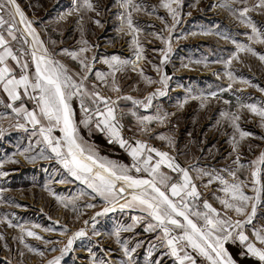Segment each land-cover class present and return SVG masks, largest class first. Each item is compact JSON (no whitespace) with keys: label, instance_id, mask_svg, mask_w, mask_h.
<instances>
[{"label":"rangeland","instance_id":"rangeland-1","mask_svg":"<svg viewBox=\"0 0 264 264\" xmlns=\"http://www.w3.org/2000/svg\"><path fill=\"white\" fill-rule=\"evenodd\" d=\"M16 2L27 21H31L36 35L48 53L64 64L71 73L79 72V64L69 56L61 55V50L79 51L81 45L78 41L83 38L89 42L90 49L83 55L89 60L95 55L96 60L86 85L91 89L92 84L95 83L97 91L116 101L117 121L122 125L123 137L130 142L142 140L159 151L167 152L181 167L189 169L193 177L196 176L193 168L219 170L235 167L232 161L236 154L232 153L229 143L234 129L228 120L221 117L220 113L223 111L237 113L240 116L237 122L240 128L251 133V136L240 143L239 153L242 163L247 164L264 150V139L261 138L264 137V128L260 126L259 117L246 108H240V103L264 104V92L258 90L264 89V62L251 53L239 52L238 59L233 60L230 66L237 80L230 81L224 75L225 67L220 60L227 59L236 52V46L232 41L248 44L247 35L251 33L238 18L230 15L223 8L212 7L213 4L218 3V0H182L183 15L172 33V51L163 65L162 73L159 74L154 70L153 65H160L162 50L166 46L151 33H160L167 38L169 33L161 31L164 29V23L157 17H164L169 27L172 25V20L166 10L158 6L159 0H136L144 6L147 13H151L147 14L145 11L133 13L137 26L142 30L138 38L144 49L145 58L139 61L136 71H133L132 65H129L116 73L115 80L116 86L120 88L119 92L112 90V76H107L106 83L103 84L95 78L96 71L104 73L110 71L102 62V57L117 55L121 59L132 61L136 59L131 36L117 31L120 23L118 17L122 9L117 6L116 0H92L100 15H96V12L80 11L65 15L63 19L60 18L61 15L71 10L74 0H16ZM256 2L258 0H247V6L251 7ZM234 6L240 8L244 5ZM153 7L155 12H152ZM2 15L6 20L9 19L6 13ZM248 15L258 27H264V15L259 14V10L252 11ZM95 20H99L101 26H97L93 22ZM16 27L20 36L19 43L27 52L31 63V52L37 45L33 44L31 36L24 33L18 17ZM207 30H211L212 34H201L202 31ZM217 33H222L229 39H223ZM251 47L259 55H264V45L251 44ZM139 69H143L144 74L154 81H159L162 74L170 78L165 89L166 95L155 98L152 107L148 109L141 105H133L131 100L124 99L130 96L135 100L143 101L150 93L162 87L158 82L147 84L140 76ZM241 77L256 87L241 83L239 79ZM229 83L232 84V88L221 91L227 89ZM213 92L217 93L215 98L210 95ZM201 97L208 98L202 100ZM29 101V103L25 101L27 103L24 106L28 110H33L35 105L31 100ZM7 104L5 97L0 93V129H3L0 135V165H2L0 171L7 173L6 176H0V236L3 237L0 239V264H46L48 260L60 255L59 248L67 242L68 236L80 229H84L87 236L74 242V250L63 258L61 264H99L100 261H106L107 264H127L128 257L123 253L125 246L129 249L134 264H176L175 258L170 255L169 249L161 239L162 233L159 230L144 231L150 218L139 209L121 210L116 207L115 211L96 216V213L102 212L110 205L102 198L94 197V194L79 181L67 177L54 159L39 158L37 155L39 147H36L35 138L31 136V126H26L28 131L17 128L15 126L17 119L20 123L24 121L15 117L11 109L6 107ZM14 106L18 105L14 104ZM72 107L75 120L79 124L82 118L80 101L74 98ZM158 109L161 113H167V118L163 123L158 121L149 123L147 131L141 132L137 117L155 116ZM133 112L136 113L135 116L132 115ZM80 132L100 156L131 166V158L125 149H122L118 143H109L104 132L93 126L89 134L83 125H80ZM53 135L59 136L60 133L54 130ZM160 136L165 139H159ZM236 136L239 139L238 133ZM169 139L171 144L168 142ZM29 143H32L33 151L27 155H37L35 161H29L19 154L28 147ZM152 155L153 162L159 159L154 153ZM10 157L18 163L10 162ZM161 171L171 175L174 182L179 179V176L167 167H162ZM133 175H136L134 171ZM64 177H67L68 182L57 183ZM248 177L247 171L240 173L241 179ZM207 179L205 177L203 180H195L201 194V207L203 200L207 199L213 207L220 208L213 199V193L216 192L218 185L214 183L205 188ZM45 185L55 195L46 191ZM82 191L87 194L81 195ZM245 191L252 195L250 189ZM56 196L63 198L67 207L59 203ZM88 204H93L95 207H87ZM93 217H96L95 221ZM133 217L140 219L133 221ZM5 221L24 225L26 229L36 232L45 240L61 241V243L55 245L57 251L53 252L51 251L53 245L46 246L42 240L24 235L26 244L44 252V256L41 257L30 252L20 243L22 233L19 227H8ZM34 224L40 227L33 228ZM255 224L257 227L264 224V207L258 209ZM49 228L52 231L43 230ZM65 228L68 230L67 234L61 236L60 232ZM117 228H130L129 231L120 232L119 243L112 235ZM94 231L99 235H94ZM179 231L176 230L174 234H178ZM246 234L251 238V229H248ZM225 247L236 264H257L253 258L241 255L243 248L238 240L235 243L226 242ZM132 249L135 251L132 252ZM188 251L197 260V264H207L204 258L191 249Z\"/></svg>","mask_w":264,"mask_h":264},{"label":"snow or ice","instance_id":"snow-or-ice-1","mask_svg":"<svg viewBox=\"0 0 264 264\" xmlns=\"http://www.w3.org/2000/svg\"><path fill=\"white\" fill-rule=\"evenodd\" d=\"M116 2L117 6L122 9L118 17L120 23L117 31L131 36V45L134 46L136 59L135 61L121 59L117 55L102 57V62L108 66L110 71L108 73L96 71L95 78L103 84L106 83L107 76H112V90L119 92L120 88L116 86L115 80L116 73L124 70L129 65H132L133 71H136L139 61L145 58L143 56L144 49L138 38L142 30L137 26L133 13L141 11L147 13V10L136 0H116ZM237 4H243L244 6L237 8L234 6ZM158 6L166 10L168 17L172 20V25L169 27L164 17H157L164 23V29L161 31H168L169 33L167 38L160 33H151L166 46L162 50L160 65H153L154 70L159 74L162 73L163 65L167 62L169 53L172 51V33L182 18L183 3L182 0H159ZM212 7L223 8L230 15L238 18L246 28L250 29L251 34L247 35L249 43L241 44L233 40L236 52L232 53L227 59L220 60L225 67L224 75L230 81L235 82L237 77L230 70V66L233 60L238 59L239 52L251 53L253 56H258L261 62H264V55H259L251 47V44L264 45V27H258L248 15L250 12L257 10H259V14L264 15V0H258L251 7L247 6V0H218V3L213 4ZM80 11L96 12V15H100L92 0H74L71 10L66 14H62L60 18L63 19L65 15ZM152 12H155V7H153ZM0 13H6L9 17L5 20L4 15L0 14V29H6L7 37H10L13 41L19 38L16 35L18 31L16 18L18 17L19 23L23 25L24 33L31 36L33 44L37 45L31 52L33 72L28 62L21 63L20 57L14 54L9 46L8 38L0 34V87L7 94L8 99L13 102L8 103L6 107L11 109L15 117L22 118L24 121V123H20L17 119L15 125L17 128L28 131L26 126H31V136L35 138L36 147H39V153L37 154L39 158L54 159L67 174V177L79 181L80 184L94 194V197L98 196L110 205V207L104 208L102 212L96 213V216L115 211L116 207L121 210L125 208L139 209L140 212L150 218L144 231L159 230L162 233L161 239L169 249L170 255L175 258L176 264H197V260L189 253L188 249L204 258L207 264H236L225 244L228 241L235 243L237 240L243 248L242 256L246 255L253 258L257 264H264V224L260 227L255 224L258 209L264 207V150L247 164L242 163L241 154L239 153L240 143L251 136V133L240 128L237 123L240 116L237 113L223 111L220 113L221 117L228 120L230 126L234 129V134L229 143L232 153L236 154L232 161L235 167L230 166L219 170L193 168L196 172V176L193 177L189 169L181 167L175 158L170 157L167 152L159 151L142 140H136L132 143L129 139L123 137L122 125L117 121L116 101H112L109 97H105L97 91L95 83L92 84L91 89L86 85L89 74L93 72V63L96 60L95 55L91 57V60L83 55L90 49L89 42L86 39L82 38L78 41L81 45L79 51L62 49L60 52L61 55H67L78 62L79 72L71 73L64 64L48 53V50L36 35L31 21H27L16 0H0ZM93 22L97 26H101L99 20ZM201 34L211 35L212 32L207 30L202 31ZM217 34L221 35L223 39H229L228 36L222 33ZM81 36H83L82 29ZM25 43H27V37H25ZM9 60L15 61L20 68L18 76L14 69L9 66ZM139 74L147 84L158 82L162 87L150 93L143 101L135 100L130 96L124 97V99L131 100L133 105H141L148 109L152 107L155 98L166 95L165 89H167L170 78L166 74H162L159 81H154L144 74L143 69H139ZM239 79L241 83L256 87V85L251 84L250 81L242 77ZM231 88L232 84L229 83L228 88L221 89V91L230 90ZM21 89L23 90L22 93ZM258 90L264 92V89ZM22 95L28 97L34 103L33 110H28L23 103L19 107L14 106V102L22 99ZM210 95L215 98L217 93L213 92ZM74 98L80 101L82 118L79 124L75 120L72 107ZM207 98L201 97L202 100H207ZM225 103H228V101H225ZM240 108H246L250 113L259 117L260 126L264 128V104L240 103ZM132 115L135 116L136 113L133 112ZM166 118L167 113H161L159 109L155 116L137 117L139 129L141 132L147 131L149 123L153 121L163 123ZM80 125H83L89 134H91L94 126L107 135L109 143H118L131 158V166L100 156L95 147L90 145L81 135ZM54 130H58L60 135L54 136ZM2 133L3 129H0V135ZM236 133H238L239 139H237ZM158 138L165 139L163 136ZM261 138L264 139V137ZM168 142L171 144L170 139ZM32 151L33 145L29 143L28 147L19 154L25 156V159L29 161H35L37 155H27ZM249 151H251V146H249ZM153 153L159 158L155 162H153ZM9 161L18 163L11 157ZM162 167H167L171 172L176 173L179 179L174 182L171 175L161 171ZM133 171L136 175H133ZM242 171H247L249 177L241 179L240 173ZM6 175V172L0 171V176ZM67 177L59 179L57 183L68 182ZM205 177L208 178L207 183L204 184L205 188L214 183L218 185L216 192L213 193V199L220 205V208L213 207L207 199L203 200L201 207V194L195 180H203ZM245 189H250L252 195L247 194ZM45 190L55 195L48 189L47 185H45ZM85 194L87 193L81 192V195ZM55 198L67 207L63 198L60 196ZM87 207L91 208L95 205L88 204ZM95 218H92L93 221H95ZM139 219L133 217V221ZM5 222L8 227H19L22 233L20 243L24 244V247L28 248L30 252H34L41 257L44 256V252L26 244L24 235L42 240L46 246L53 245L51 248L53 252L57 251L55 245L61 243V241L45 240L36 232L26 229L24 225H16L11 221ZM32 227L38 228L40 225L34 224ZM248 229H251V238L246 234ZM43 230L52 231L50 228ZM129 230L130 228H117L112 235L117 238L119 243L120 232ZM176 230H180L178 234H174ZM67 231L66 228L63 229L60 235H66ZM93 234L99 235L95 231ZM86 236L87 233L84 229L68 236L67 242L59 248L60 255L48 260L46 264H61L63 258L74 250V242ZM0 239H3V237L0 236ZM131 251L134 252L135 249ZM89 252L91 253L90 249ZM123 253L128 257L127 264H134L131 253L126 246ZM99 264H107V262L100 261Z\"/></svg>","mask_w":264,"mask_h":264},{"label":"crops","instance_id":"crops-1","mask_svg":"<svg viewBox=\"0 0 264 264\" xmlns=\"http://www.w3.org/2000/svg\"><path fill=\"white\" fill-rule=\"evenodd\" d=\"M0 14H2V13H0ZM0 34H3L5 37H7V31H6V29H0ZM16 35L20 38L18 31L16 32ZM7 38L9 40V46L12 48L14 54H16L18 57H20L21 63L28 62L29 65H30V67H31V69H32V71L34 72V68H32V66H31L30 59L27 56V52L25 50H23V47L19 43V38L17 40H15V41L11 40L10 37H7ZM8 63H9V66L14 69V72L18 76L19 73H20V68L16 65V62L15 61H12V60H9ZM22 91L23 90L21 89V93H22ZM0 93L3 95V97H5L7 103H13L12 101H10L8 99L7 94L3 92L2 87H0ZM25 101H28V103L30 102L29 99H28V97L22 95V99L20 101L14 102V104L15 105H18L17 107H19L21 103H23L24 105H26L27 102H25Z\"/></svg>","mask_w":264,"mask_h":264}]
</instances>
